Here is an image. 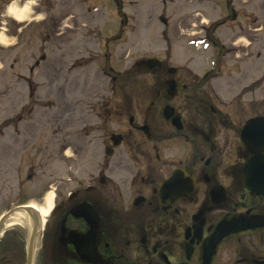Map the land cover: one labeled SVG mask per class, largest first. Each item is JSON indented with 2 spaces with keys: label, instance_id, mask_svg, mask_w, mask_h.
<instances>
[{
  "label": "rangeland",
  "instance_id": "1",
  "mask_svg": "<svg viewBox=\"0 0 264 264\" xmlns=\"http://www.w3.org/2000/svg\"><path fill=\"white\" fill-rule=\"evenodd\" d=\"M8 3L0 0V30L9 39L0 42L1 209L35 204L43 191L46 197L89 184L111 133L145 138L130 129L123 111L139 124L147 107L161 134L171 131L161 117L165 104L178 103L184 116L201 119L182 93L171 101L157 98L156 70L138 66L140 60L156 57L179 74L193 71L234 129L264 115V0H237L238 21L210 31L218 46L204 36L223 16L222 0H37L33 18L20 22L4 14ZM218 67V77L209 79ZM178 139L176 154L169 146L167 155L185 160L192 144ZM221 139L222 153L236 154L237 134Z\"/></svg>",
  "mask_w": 264,
  "mask_h": 264
},
{
  "label": "flooded vegetation",
  "instance_id": "2",
  "mask_svg": "<svg viewBox=\"0 0 264 264\" xmlns=\"http://www.w3.org/2000/svg\"><path fill=\"white\" fill-rule=\"evenodd\" d=\"M236 1L222 0L223 16L205 30L204 37L215 46L210 31L238 21ZM159 60L160 67L151 70L161 82L156 97L163 94L171 101L182 93L201 119L184 116L178 103L165 104L161 117L171 131L161 134L147 107L139 124L122 110L130 129L145 138H128L131 131L125 137L123 131L111 133L97 176L74 190L47 191L54 198L43 219L38 208L46 207L45 191L35 204L10 202L0 208V264H264V194L248 189L245 179L247 164L258 157L240 143L236 154H223L221 137L235 133L239 138L242 126L234 129L224 122L226 114L197 86V74H179ZM219 67L209 79L218 77ZM167 106L173 109L169 119L163 114ZM175 117L181 129L173 124ZM179 134L192 144L185 160L167 155L169 146L176 154ZM112 135L120 136L117 145ZM263 166L255 165L252 172ZM17 208L28 218L10 220ZM225 216L228 235H215Z\"/></svg>",
  "mask_w": 264,
  "mask_h": 264
},
{
  "label": "water",
  "instance_id": "3",
  "mask_svg": "<svg viewBox=\"0 0 264 264\" xmlns=\"http://www.w3.org/2000/svg\"><path fill=\"white\" fill-rule=\"evenodd\" d=\"M165 22L164 19H162ZM264 33V29H263ZM144 66V68L148 71L153 70L154 68H158L161 65V62L156 58H150L148 60H143L140 62ZM172 84V81H170ZM171 86V85H170ZM173 89V86L170 88ZM164 117L165 119H169L173 114V109L169 106L164 108ZM173 124L181 129V122L179 117H175L172 119ZM120 136L112 135L111 140L117 145L120 142ZM241 145L250 153L254 154V156L258 157L250 161L247 164L245 179L247 183V188L252 191H257V193L264 194V166L256 172H252V168L257 164L264 165V116H254L248 119L244 126L241 129L240 137H239ZM107 154H110V150H106ZM254 180L256 182H254ZM171 181V180H170ZM228 217H224L222 221L219 223L218 228L216 229L215 235H219L220 232L223 236L228 235V232H225V221H227Z\"/></svg>",
  "mask_w": 264,
  "mask_h": 264
},
{
  "label": "clouds",
  "instance_id": "4",
  "mask_svg": "<svg viewBox=\"0 0 264 264\" xmlns=\"http://www.w3.org/2000/svg\"><path fill=\"white\" fill-rule=\"evenodd\" d=\"M37 4V0H24L23 4L19 3V0H10V3L7 4L4 14L15 19L16 21H27L31 20L33 17L30 13L33 10V6ZM43 15H38L35 19L40 20L43 19ZM6 31L0 30V42L7 44L9 39L3 33Z\"/></svg>",
  "mask_w": 264,
  "mask_h": 264
},
{
  "label": "bare ground",
  "instance_id": "5",
  "mask_svg": "<svg viewBox=\"0 0 264 264\" xmlns=\"http://www.w3.org/2000/svg\"><path fill=\"white\" fill-rule=\"evenodd\" d=\"M53 198H54V194L53 193H48L46 195V199H45V203H46V207L44 208H38V213L40 214V216L43 218H45V216L48 213V209L49 207L52 205L53 202ZM28 208L34 209V205H30L27 206ZM28 215L27 212L25 210H23V208H17L16 211L12 214H10L9 219L12 221H23L24 219H27Z\"/></svg>",
  "mask_w": 264,
  "mask_h": 264
},
{
  "label": "trees",
  "instance_id": "6",
  "mask_svg": "<svg viewBox=\"0 0 264 264\" xmlns=\"http://www.w3.org/2000/svg\"><path fill=\"white\" fill-rule=\"evenodd\" d=\"M31 96H32V94H31Z\"/></svg>",
  "mask_w": 264,
  "mask_h": 264
}]
</instances>
